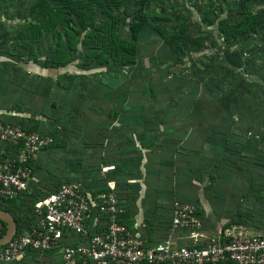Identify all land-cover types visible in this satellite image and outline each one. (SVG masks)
Returning <instances> with one entry per match:
<instances>
[{
    "label": "rangeland",
    "instance_id": "1",
    "mask_svg": "<svg viewBox=\"0 0 264 264\" xmlns=\"http://www.w3.org/2000/svg\"><path fill=\"white\" fill-rule=\"evenodd\" d=\"M174 1L153 5L150 11L161 12L170 21L181 19L183 26L177 25L176 33L183 36L168 28L161 35L156 25L151 26L156 19L151 16L150 26L143 23L139 32L145 41L138 42L133 61L96 64L88 63L84 56L62 61L60 50L64 45L51 32L34 43L18 33L43 11L39 3L57 9L64 0H0V92L4 90L1 93L9 100L7 104H14L15 98L21 105L14 115L51 125L47 117L60 119L61 124L69 122L62 134L65 137L59 139L73 154L81 151L84 143L105 148L116 143L117 150L106 148L103 157L107 152L122 153L130 142V147H140L146 144L145 132L157 131L153 125L158 122L165 123L168 130L175 125L182 129L191 125L194 137L206 141V146L219 154L220 159L211 162L212 168L217 164L235 170L230 176L219 171V176L231 180L224 182L230 186L235 183L226 198L232 201L243 196L241 189L249 187L253 174L262 177L258 184L264 182V169L254 168L252 163V159L264 162V5L252 7L250 0H235L238 9L247 11L238 21L247 22L250 15L258 13L254 26L244 29L251 33L244 36L237 33L241 25L234 24L229 34L223 30L227 12L218 16L201 14L208 0L187 2L189 7L201 8L194 17L188 16L185 0ZM217 3V7L222 5ZM222 8L227 9L224 5ZM133 11L138 8L127 3L119 10L122 18L129 14L128 18L140 25V13ZM65 27L77 30L70 24ZM91 30L89 24L85 25L80 38ZM227 52L237 55L240 68L229 61ZM213 139L216 142H211ZM240 157L239 165H227ZM211 195L221 214L218 217L237 215V205L226 212L219 204L222 198Z\"/></svg>",
    "mask_w": 264,
    "mask_h": 264
},
{
    "label": "built area",
    "instance_id": "2",
    "mask_svg": "<svg viewBox=\"0 0 264 264\" xmlns=\"http://www.w3.org/2000/svg\"><path fill=\"white\" fill-rule=\"evenodd\" d=\"M54 141L48 133L0 119L1 209L5 200L31 189L35 177L29 163ZM115 170V165L101 163L90 172L105 179L106 191L93 193L85 183L89 173H82L38 200V223L27 231L17 227L0 244V260L14 263L29 253L61 251L58 264H264V230L233 223L210 235L198 206L180 199L172 203L166 239H142L125 223L128 209L110 175ZM5 234L0 221V238Z\"/></svg>",
    "mask_w": 264,
    "mask_h": 264
},
{
    "label": "trees",
    "instance_id": "3",
    "mask_svg": "<svg viewBox=\"0 0 264 264\" xmlns=\"http://www.w3.org/2000/svg\"><path fill=\"white\" fill-rule=\"evenodd\" d=\"M97 1H99V5H96ZM169 1L171 0H64L61 6L57 9L49 6H46L45 8L43 3H39L42 6L43 11H40L39 16L36 17L35 21L33 20L28 25L24 26L18 31V33L22 38L29 37L32 40L31 43L37 42V40L45 33L51 32L55 36L58 35V41L64 45L60 50V54L63 58L61 59L62 61H68L69 59L82 56L87 59L88 63L93 62L96 64L109 62L115 64L118 61H133L137 54L138 42L145 41L144 36L139 35V32L144 26L143 23L150 26L151 22L149 21V17L154 16L156 18L155 24L153 23L151 26L153 27L156 25L157 30L163 36L168 30L171 33H176L177 25H179V27L183 26V24H181V22H183L181 19L170 21L161 12L156 11L155 9L150 11L153 5L160 6ZM185 1L186 2L183 3V6L188 16H196L195 12L199 13L201 8H197L195 5L196 9L189 7V5H187L189 0ZM217 1L226 6L227 9H223L222 5L217 7ZM224 1L225 0H208L209 4L207 7L202 8L203 10H201V14L213 16L218 13L224 14V12H227L228 15L225 19L226 22H224L222 26L227 34H229L231 31L230 27L234 26V24L239 27L241 25L242 30L239 31V29H237V33L244 36L250 34L251 31H244V29L246 27L254 26L253 24L256 23L254 19L258 13H255L256 15H250L252 17L247 22L246 20L242 22L238 21V17L245 15L247 11L238 9L235 0ZM250 1L252 7H256V5H264V0ZM174 2L177 3L176 1ZM214 2H216L215 5ZM126 3L128 7L133 6L134 8H138V11L133 12L140 13L142 17L140 25L132 22V20L128 18L129 14H126V17L129 20L126 17L122 18V15L124 14H121L119 10L122 5ZM257 11L260 13L261 8L257 9ZM130 15L133 16V14ZM72 21H76V24ZM177 22H179V24ZM127 23L129 26L128 29L127 27L125 28ZM66 24L76 27L77 30H68L65 27ZM87 24L90 25L92 30L86 34V37L81 39L80 35L83 34L82 31ZM163 28H165V30L168 28V30L163 31ZM176 35L183 36L184 34L177 32ZM171 42H173V40ZM79 43H81L80 48H78ZM62 45L59 46V49ZM12 101L14 103L12 106L3 105V108L0 107V111L5 109L7 115H14L15 111L20 110L21 105L19 104L18 106L16 104L15 98ZM10 119L6 121L21 124L27 129L48 133L55 139L52 144L40 152L36 160L29 163L33 171V176L35 177V181L31 183V189L23 192L16 198L7 199L3 202L2 209L13 215L18 229L20 231H27L38 223V218L34 211V205L38 200L43 199L48 193L59 188L62 183L75 180L81 171L83 172L87 169L86 166L88 160H94V156L98 157L102 163H107L108 160L102 155L103 151H105V147L102 145L94 146L93 144L84 143L85 145L81 147V151L78 150L74 152V154L69 153L66 149L65 143L59 139L62 136L65 137V135L62 134L65 133L64 128L69 122L61 124L60 119H53L52 117H47V121L51 122L52 125L45 120H33L24 116H17L15 119L12 117ZM46 124H49L47 125L48 128L45 127ZM240 162L241 157L232 164L227 163V165L235 166L239 165ZM252 163L254 168L258 167L264 169V162L252 159ZM214 167L219 168L217 164H214ZM250 169L251 168H248L247 172H250ZM243 170L244 169L242 168L241 171ZM110 175L116 180L120 198L123 200L121 190L124 188L127 190V192H125V197L126 199L129 198V203L136 202L138 199L137 196L141 191L140 184L134 183L131 185V180L136 177L129 176V172L124 167V161L121 160L118 168L115 171L110 172ZM252 176L250 179L251 183L245 190V194L242 196L243 202L250 207L244 211L237 210L239 218L234 219L233 223H243L258 228L262 227L264 230V182L258 184L260 180L263 181L262 177H258L256 174H253ZM217 178V176L216 179H213L212 177L215 183L216 180H218ZM85 183L93 193L106 191L105 179L101 177H93L91 173H89V177L85 179ZM252 207L254 211H251ZM238 209L241 208L238 207ZM251 221L254 225L251 224ZM2 224L6 229V223L2 222Z\"/></svg>",
    "mask_w": 264,
    "mask_h": 264
},
{
    "label": "crops",
    "instance_id": "4",
    "mask_svg": "<svg viewBox=\"0 0 264 264\" xmlns=\"http://www.w3.org/2000/svg\"><path fill=\"white\" fill-rule=\"evenodd\" d=\"M1 92H4V90ZM1 92L0 107L3 105L12 106L13 104H7L9 100L3 98V93ZM5 112V109L0 111V119L5 121L19 116L18 114L17 116L7 115ZM151 124H154V122ZM153 127H157V131L151 129L149 133L146 134L145 132L144 134L143 140L146 144L133 148L129 146L132 144L130 142L127 144L128 147L125 146L121 149L122 153H113L112 151L107 152L108 154L104 156L108 160L107 163L115 165L116 169L120 165V161H124V167L129 172V176L136 177L131 180V185L134 183L140 184L141 191L137 196V201L134 203H129V198L126 199L125 192L127 190L124 188L120 189L128 209L125 222L135 234L146 241H164L171 223V208L175 199L191 202L198 206V213L202 219L203 228L210 235H214L228 227L227 225L230 226L233 224L234 219L239 218L238 214L232 217L229 215L218 217L219 211H217L218 207L215 206L216 202L212 200V193H216L219 198H222L219 204L224 206H221V208H225L224 211L226 212L232 210L230 208H234L233 205H237L236 211L249 209L250 206L243 202L241 195L236 197V199L232 198V201L226 199L229 194L228 190H232L235 183L233 184L234 186H230L228 182H224L225 180H231L229 177L218 176L219 171L222 170L226 173L225 175L230 176L233 175L235 170L226 169L225 167L212 168L211 162H214V158L219 160V154L210 146L207 147L206 141L199 142V138L196 135L194 137V134L191 133V125L183 127L184 129H182L181 125H175L172 126L173 129L168 130L165 123L160 124L158 122ZM150 128L152 127L149 126ZM185 133L189 134L188 138ZM211 142H216V139L211 140ZM111 144L114 145L106 148L117 150L116 143ZM106 148L105 151L107 150ZM1 155L2 145L0 144ZM87 163V169L83 172L81 171L78 175L97 172L102 162L98 157L94 156V160H88ZM208 176H211V178L208 179ZM215 176L219 178L216 183L212 179ZM241 191L244 195L245 189L243 187ZM238 207L241 209H238ZM252 210L254 211L253 207L251 208ZM251 224H253L252 221ZM247 226L253 230H263L262 227ZM177 241L178 243L186 242L182 239ZM61 256V251L29 253L14 263L0 260V264H58L61 261Z\"/></svg>",
    "mask_w": 264,
    "mask_h": 264
},
{
    "label": "water",
    "instance_id": "5",
    "mask_svg": "<svg viewBox=\"0 0 264 264\" xmlns=\"http://www.w3.org/2000/svg\"><path fill=\"white\" fill-rule=\"evenodd\" d=\"M226 55H227V58L229 59V61L234 66H236L238 68L241 67V65L238 62V57L236 54L230 55L229 52H227ZM0 221L6 223V234H5V236L0 238V244H4V243H7L11 239L14 231L17 229V225H16V222H15L13 216L9 212H7L1 208H0Z\"/></svg>",
    "mask_w": 264,
    "mask_h": 264
}]
</instances>
